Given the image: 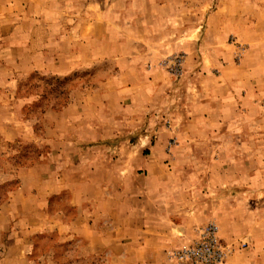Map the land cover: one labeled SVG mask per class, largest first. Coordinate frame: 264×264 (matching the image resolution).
Returning a JSON list of instances; mask_svg holds the SVG:
<instances>
[{
	"label": "rangeland",
	"instance_id": "374dc122",
	"mask_svg": "<svg viewBox=\"0 0 264 264\" xmlns=\"http://www.w3.org/2000/svg\"><path fill=\"white\" fill-rule=\"evenodd\" d=\"M261 82L264 0H0V264H105L77 236L54 244L48 213L87 161L122 162L134 179L119 189L137 194L151 160L191 195L253 211L251 234L213 222L223 264H264Z\"/></svg>",
	"mask_w": 264,
	"mask_h": 264
},
{
	"label": "crops",
	"instance_id": "0c3cea01",
	"mask_svg": "<svg viewBox=\"0 0 264 264\" xmlns=\"http://www.w3.org/2000/svg\"><path fill=\"white\" fill-rule=\"evenodd\" d=\"M262 84L261 87L264 86ZM256 87L259 89V85ZM252 97L259 100L263 96L256 93ZM241 98L244 99L243 103H252L251 96L247 94ZM209 102L203 100L199 103L209 111ZM121 163L105 165L101 161L95 164L87 161L85 167L80 168L77 182L68 192L65 191L67 199L62 207L52 215L48 213L44 231L55 234L54 244L69 242L73 236H77L80 241L86 240V245L80 247L82 254L79 255H99L105 264H175L168 259V252L191 242L195 237V226L199 223L212 220L224 238H232L238 235L237 227L246 224L249 215L254 214L240 204H235L230 210L228 199L220 193L205 200L200 199L195 191L191 195L188 189L183 188L180 177L173 174L163 160L146 162L144 178L150 189L143 185L144 188L137 194L130 193L129 188L124 193L119 189V180H123L124 184L134 177L120 178L118 172ZM69 181L67 175L64 182L69 184ZM101 183L105 184L104 189L99 188ZM83 184L90 185V192L87 189L81 191ZM67 186L64 184L59 190L41 192L39 199L44 203L42 201L39 210L42 212L46 208L48 211L50 198L60 190L68 189ZM15 196L20 195L16 193ZM67 208L72 210V214L66 213ZM18 220L22 223L21 218ZM244 226L246 234L254 231L253 225ZM33 230L43 229L37 226Z\"/></svg>",
	"mask_w": 264,
	"mask_h": 264
},
{
	"label": "built area",
	"instance_id": "2783aa9c",
	"mask_svg": "<svg viewBox=\"0 0 264 264\" xmlns=\"http://www.w3.org/2000/svg\"><path fill=\"white\" fill-rule=\"evenodd\" d=\"M196 237L186 245L169 253V257L179 264H223L229 246L222 244L217 226L213 221L195 228Z\"/></svg>",
	"mask_w": 264,
	"mask_h": 264
},
{
	"label": "trees",
	"instance_id": "16d2710c",
	"mask_svg": "<svg viewBox=\"0 0 264 264\" xmlns=\"http://www.w3.org/2000/svg\"><path fill=\"white\" fill-rule=\"evenodd\" d=\"M2 202V200L0 199V203Z\"/></svg>",
	"mask_w": 264,
	"mask_h": 264
}]
</instances>
